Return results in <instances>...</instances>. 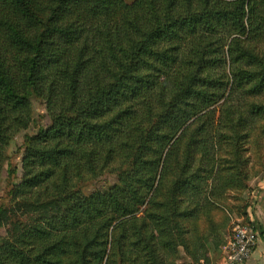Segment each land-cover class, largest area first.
<instances>
[{
	"label": "trees",
	"instance_id": "obj_1",
	"mask_svg": "<svg viewBox=\"0 0 264 264\" xmlns=\"http://www.w3.org/2000/svg\"><path fill=\"white\" fill-rule=\"evenodd\" d=\"M32 94L49 121L14 182ZM6 175L0 264L210 263L226 210L256 224L264 0H0Z\"/></svg>",
	"mask_w": 264,
	"mask_h": 264
},
{
	"label": "rangeland",
	"instance_id": "obj_2",
	"mask_svg": "<svg viewBox=\"0 0 264 264\" xmlns=\"http://www.w3.org/2000/svg\"><path fill=\"white\" fill-rule=\"evenodd\" d=\"M129 1H133V0H129ZM31 103H32V108H33V121H32V123L30 124L29 128L18 133L10 141L9 146H8V153H9L10 158H11L12 166L16 167L15 177L13 179L14 182L18 181L19 177L21 176V160H22V157H23L24 152H25L26 140L30 136L35 135L36 132L41 127L45 126L49 121L48 115H47L46 110H45L44 101L42 99L35 97L32 94L31 95ZM6 177H7V175L4 176V179L0 183V195L3 197V200H5L6 195H7V191L10 187V183H9L10 180L7 179ZM257 177H260V176H257ZM254 178H256V177H254ZM115 180H116L115 176H111V175L104 176L100 180H93V181L85 183L84 190L86 193H89L93 189L107 187L108 185L112 184ZM252 180H250V181H252ZM250 181H249V187H250ZM244 197H245V199L248 200V202H244L248 206L247 207V213H249L250 218H252V217H254L253 211H254V207H255V202L253 199H249L246 197V192L244 194ZM226 214L228 215V217L230 219H229L227 225L221 231V233L224 231V233H223L224 240L226 239L227 231L231 230V228L233 227V222L235 221V219L240 218L243 220V218L241 217V214H239L234 208L232 210H226ZM258 231H259V233L262 231L260 226L258 228ZM6 235H7L6 227L0 226V239L5 237ZM260 236H261V233H260ZM221 238H222V236L220 237V243L215 245L213 250L211 251L212 253L209 254L210 263H206V264H233L228 260L226 253L224 254L222 251V246L220 245L222 242ZM262 257H264V256H262ZM205 262H207V261L205 260ZM257 262H259V261H257ZM180 264H198V263H192L190 261L189 257L184 256L182 258V260L180 261ZM236 264H252L251 257L247 262L236 263Z\"/></svg>",
	"mask_w": 264,
	"mask_h": 264
},
{
	"label": "built area",
	"instance_id": "obj_3",
	"mask_svg": "<svg viewBox=\"0 0 264 264\" xmlns=\"http://www.w3.org/2000/svg\"><path fill=\"white\" fill-rule=\"evenodd\" d=\"M258 228L259 225L255 224V221L245 224L242 219H235L222 244V251L231 263H243L251 257L260 238L261 232L259 233Z\"/></svg>",
	"mask_w": 264,
	"mask_h": 264
},
{
	"label": "crops",
	"instance_id": "obj_4",
	"mask_svg": "<svg viewBox=\"0 0 264 264\" xmlns=\"http://www.w3.org/2000/svg\"><path fill=\"white\" fill-rule=\"evenodd\" d=\"M246 197L253 199L255 202L253 218L262 230L257 245L252 252L251 262L252 264H264V257H262L264 256V178L256 177L250 181V187L246 191Z\"/></svg>",
	"mask_w": 264,
	"mask_h": 264
}]
</instances>
